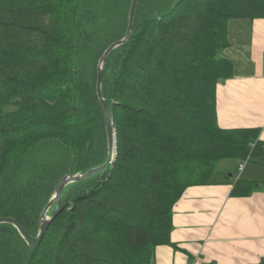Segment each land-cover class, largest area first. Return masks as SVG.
<instances>
[{
  "label": "trees",
  "instance_id": "trees-1",
  "mask_svg": "<svg viewBox=\"0 0 264 264\" xmlns=\"http://www.w3.org/2000/svg\"><path fill=\"white\" fill-rule=\"evenodd\" d=\"M174 1L159 18L137 25L134 17L131 37L121 47L134 44L124 71L120 67L121 89L114 90L111 104L103 92L117 136L112 169L71 203L62 196L60 211L39 246L30 249L26 244L31 253L25 264H133L138 251L146 252L143 260L150 264L153 247L170 244L172 209L185 189L209 184L222 160L243 161L264 153L257 130H221L216 114L217 85L233 71L231 62L221 57L229 46L228 23L264 19V0ZM60 2L0 0V177L39 143L82 126L71 107L68 9L65 3L51 10ZM197 5L204 8L195 15ZM169 72L178 81L168 79ZM87 130L85 125L80 129L84 143L91 139ZM54 138L74 155L72 175L94 168H88L87 145L68 136ZM182 158L199 179L196 184L171 183ZM139 164H144L140 170ZM54 181L43 185V195L37 194L38 210L48 203L57 184L52 185L59 182ZM257 184L237 180L231 195L249 197ZM153 185L165 187L155 203L145 195ZM160 209L167 211L165 219ZM139 214L158 228L143 224Z\"/></svg>",
  "mask_w": 264,
  "mask_h": 264
},
{
  "label": "rangeland",
  "instance_id": "rangeland-1",
  "mask_svg": "<svg viewBox=\"0 0 264 264\" xmlns=\"http://www.w3.org/2000/svg\"><path fill=\"white\" fill-rule=\"evenodd\" d=\"M60 1L62 2L57 4L54 8H51V10L56 11L60 7L63 8L65 3L64 8L67 7L68 9L67 18L69 19L66 20V24L70 38L73 40V45L71 44L68 46V50L73 55L70 61L71 63L69 64L71 66L68 70L72 87L71 107H73L74 113L76 115L78 114L80 117L82 126L79 125L78 128H72L69 132L66 130L57 132L50 140L39 143L35 148L13 162L0 177V216H12L13 218L15 217L21 220L33 237L37 234L39 215L42 211V209L38 210L36 208L35 201L37 199V194L43 195L41 193L44 189L43 185L49 180L54 181V178H57L54 181L56 182L60 180V177L66 174H73V170L71 169L73 161H75L74 155L69 153L70 150L67 146L54 137L68 136L75 140L80 146L87 145L88 152L86 156L88 168L96 167V165L100 166L106 161L107 141L104 119L94 92L96 86L95 77L97 63L104 50L111 43L122 38L123 34H125L131 3V0ZM175 2L174 0H139L134 19L135 23L138 25L144 21L159 18L162 13L170 10ZM203 8L204 6L197 5L193 13L196 15L198 12H202ZM64 17H66L65 14ZM133 45L132 43L130 48L124 47L117 49L107 61L102 92H104L110 104L113 102L114 90L121 89L120 70L122 69V71H124L126 68L125 58L131 54L130 49ZM149 58L153 59L154 54L150 53ZM165 76L168 79L178 81L170 72L165 74ZM170 76H172V78H170ZM117 79L118 83L116 84ZM84 125L86 130L88 129L87 131L91 133V139L88 143H84L81 140L84 136L81 135L80 129ZM186 148L194 153V150L190 147ZM261 154L263 157L256 159L262 160V163L255 167L256 177L264 173V153ZM181 161L182 163L179 164L177 168L179 171L171 172L173 174L171 183L179 182L183 185L186 182H190L196 184L199 179L196 175L190 174V170L186 167V159L182 158ZM82 163L84 164V162ZM225 163L224 165L230 168L224 171V176L232 175L231 179L233 181L243 180V171L248 163L241 173L235 170V161H226ZM143 166L144 164H139L136 168L140 170ZM219 167H217L218 171L220 170ZM43 169H45L46 173L38 171ZM102 177L103 174L97 175L92 180H88L83 184H77L69 191L66 190L63 195V200H70L69 203H71L74 198L78 197L83 192L94 188L96 184L101 181ZM166 182L168 184L170 181ZM56 184L57 183L52 185V188H54ZM153 188L154 189L145 192V190L140 187L142 190L141 194L145 192L147 199H154L153 203H155L157 201V196L159 197L162 194L165 187L153 185ZM168 193L170 195L171 192L168 191ZM52 194L53 191H50L49 199ZM141 194L136 196V198L140 197ZM53 210L54 209H52L50 213H52ZM141 212H143V210ZM50 213L48 216H50ZM161 216L165 219L167 217V211L163 210ZM138 217L143 224H147L151 229L156 230L158 228L157 224H153L149 219L142 217L141 214H139ZM161 238L162 237H159V239ZM51 240H54L53 237H51ZM5 250H7V253L0 255V264H25L31 253L26 243L14 228H0V253ZM136 253L137 255L135 258L132 259L133 264H146L145 260H143V256L146 252L138 251ZM58 264H61V262ZM62 264H69V262L62 261Z\"/></svg>",
  "mask_w": 264,
  "mask_h": 264
},
{
  "label": "crops",
  "instance_id": "crops-1",
  "mask_svg": "<svg viewBox=\"0 0 264 264\" xmlns=\"http://www.w3.org/2000/svg\"><path fill=\"white\" fill-rule=\"evenodd\" d=\"M227 31L221 57L233 71L216 88L217 122L221 130H257L264 151V19L231 20ZM260 157H248L243 171V180L259 183L249 197H233L237 180L224 176L226 161H235V170L244 161L235 158L220 161L209 184L185 189L172 209L170 244L154 246L150 264L264 263V173L255 175Z\"/></svg>",
  "mask_w": 264,
  "mask_h": 264
},
{
  "label": "water",
  "instance_id": "water-1",
  "mask_svg": "<svg viewBox=\"0 0 264 264\" xmlns=\"http://www.w3.org/2000/svg\"><path fill=\"white\" fill-rule=\"evenodd\" d=\"M139 0H131L130 8L128 12V19H127V28L123 37L119 40L111 43L102 53L98 65H97V72H96V86L95 92L96 97L99 102V106H101L103 118H104V125H105V133H106V141H107V158L105 163L100 166H96L92 169H89L85 172L72 175L67 174L59 180L57 183L52 196L48 200V203L43 208L40 217H39V224H38V231L35 237L31 236L24 227L16 220L11 217H0V226H11L14 228L19 236L23 239V241L27 244L28 248L36 249L39 244L41 243L44 234L47 232L50 224L52 221L57 217L62 202L63 192L69 185L79 184L91 177H95L100 174H106L110 169H112L114 165V161L117 158V136L116 130L114 128V120L111 115L110 107L108 106V102L106 101L104 94H103V82L106 70V64L108 58L112 55V53L125 46V44L129 41L131 34L134 28V17L136 8L138 5ZM54 208L53 212L52 209ZM50 213V216L48 214Z\"/></svg>",
  "mask_w": 264,
  "mask_h": 264
},
{
  "label": "built area",
  "instance_id": "built-area-1",
  "mask_svg": "<svg viewBox=\"0 0 264 264\" xmlns=\"http://www.w3.org/2000/svg\"><path fill=\"white\" fill-rule=\"evenodd\" d=\"M248 160H249V159H245L243 162H241V163L239 164L238 169H237V171H238L239 173H241V172L243 171V169H244L245 165L247 164Z\"/></svg>",
  "mask_w": 264,
  "mask_h": 264
}]
</instances>
